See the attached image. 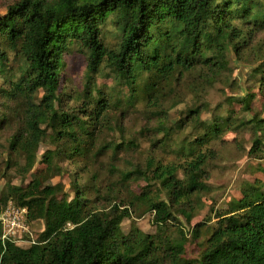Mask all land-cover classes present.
Wrapping results in <instances>:
<instances>
[{
	"label": "trees",
	"instance_id": "obj_1",
	"mask_svg": "<svg viewBox=\"0 0 264 264\" xmlns=\"http://www.w3.org/2000/svg\"><path fill=\"white\" fill-rule=\"evenodd\" d=\"M109 18H114L120 31L116 49L107 48L100 35ZM239 23L264 26V0H18L10 5L0 16V67L7 63V53L20 62L21 75L7 89L21 122L8 139L9 162L17 176L24 179L32 171L42 143H76L75 130L88 135L108 118L112 104L108 97L91 98L78 111L56 108L60 57L70 43L89 52L88 77L106 63L117 84L129 90L130 99L145 101V108L154 112L160 109L159 96H164L165 87L183 74L200 66L214 75L226 69V39L233 43L236 55L242 56L247 41L241 43L248 31ZM201 110L191 109L189 115L198 120ZM221 132L219 123L205 126L204 139ZM195 142L204 144L201 138ZM260 148L257 140L251 152ZM64 154L65 149L47 152L43 159L48 170L54 168L59 174L54 159ZM189 155L191 159L182 164L152 169L148 161L144 168L120 172L122 185L129 180H149L150 171V180L161 184L168 202L154 200L145 192L139 197L131 195L127 203L112 204L105 199L108 206L100 209L78 188L76 178L71 201L61 185L43 186L35 179L21 187L8 181L0 195V214L14 202L28 210L30 230L36 221L44 223V230L29 247L25 242L0 239V264H165L153 236L135 225L124 235L121 224L142 201L157 226L178 223L175 208L193 210L194 199L206 187L207 156ZM93 192L99 194L96 187ZM215 219L197 260L185 259L181 245L169 246L170 253L165 255L171 259L169 264H264V184H251L230 211L216 214ZM199 226L194 237L199 236Z\"/></svg>",
	"mask_w": 264,
	"mask_h": 264
},
{
	"label": "rangeland",
	"instance_id": "obj_2",
	"mask_svg": "<svg viewBox=\"0 0 264 264\" xmlns=\"http://www.w3.org/2000/svg\"><path fill=\"white\" fill-rule=\"evenodd\" d=\"M17 1L0 0V16ZM239 27L248 31L241 43L247 41L243 44L245 54L236 55L233 43L226 39V69L214 75L209 68L200 66L192 73L183 74L165 87L164 96H159L160 109L154 112L145 108V101L130 99L131 93L117 84L106 63L88 77L89 52L75 42L70 43L60 57V92L56 108L78 111L91 98L108 97L112 102L108 118L88 135L75 130L73 133H78L74 135L76 143L53 144L49 140L42 143L34 168L24 179L17 176L8 155L9 136L21 122L16 118L17 105L8 97L7 89L11 81L19 78L21 70L19 60L7 53L8 61L0 67V195L8 181L26 187L37 179L43 186L61 185L71 201L76 178L78 188L85 190L86 198L96 208L107 207L108 200L115 202L112 204L127 203L131 195L139 197L145 192L154 200L168 202L161 184L150 180V171L149 180H129L122 185L120 172L144 168L148 161L152 162V169L182 164L191 159L190 153L205 154L206 187L194 199L193 210L173 209L178 223L155 225L152 213L145 211L147 204L142 201L121 224L124 235L135 225L142 233L153 236L159 257H164L165 264L171 260L165 259L170 253L169 246L181 245L185 259L197 260L213 231L216 214L230 211L251 184H264V26L239 23ZM100 35L107 48L118 47L120 31L114 18L102 24ZM197 107L202 108L198 120L189 115L190 110ZM217 123L222 132L209 140V136L204 139L205 126L214 127ZM48 134H52L51 129ZM197 138L203 139L204 144L198 145ZM257 140L260 151L252 153ZM64 149L67 155L54 159L61 172L58 174L54 168L48 170L44 155ZM73 149L77 150L75 154L79 153L73 155L70 152ZM94 187L99 194L93 192ZM197 225H200L197 228L199 236L194 237ZM43 230L42 221L33 222L24 246L35 242Z\"/></svg>",
	"mask_w": 264,
	"mask_h": 264
},
{
	"label": "built area",
	"instance_id": "obj_3",
	"mask_svg": "<svg viewBox=\"0 0 264 264\" xmlns=\"http://www.w3.org/2000/svg\"><path fill=\"white\" fill-rule=\"evenodd\" d=\"M28 210L16 206L9 202L4 211L0 214L1 224V241L24 243V236L30 233V228L27 224Z\"/></svg>",
	"mask_w": 264,
	"mask_h": 264
}]
</instances>
